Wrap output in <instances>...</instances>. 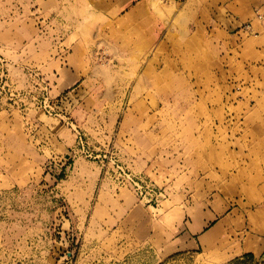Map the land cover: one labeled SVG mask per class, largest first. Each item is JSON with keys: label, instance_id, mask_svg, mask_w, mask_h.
Returning <instances> with one entry per match:
<instances>
[{"label": "rangeland", "instance_id": "obj_1", "mask_svg": "<svg viewBox=\"0 0 264 264\" xmlns=\"http://www.w3.org/2000/svg\"><path fill=\"white\" fill-rule=\"evenodd\" d=\"M142 1L0 0V264H264L146 238L219 202L264 233V33Z\"/></svg>", "mask_w": 264, "mask_h": 264}, {"label": "crops", "instance_id": "obj_2", "mask_svg": "<svg viewBox=\"0 0 264 264\" xmlns=\"http://www.w3.org/2000/svg\"><path fill=\"white\" fill-rule=\"evenodd\" d=\"M118 4L120 11H127L136 16L137 13L146 9V3L142 0H113ZM131 7V8H130ZM130 8L129 10H127ZM260 9L263 15L258 19L255 10ZM169 13L171 15L169 16ZM179 15H187L189 21L182 23H204V27H215L224 34L225 28L230 30L242 26L244 23H251V31L260 29L264 33V0H172L165 8V19L158 21L152 19L151 23H178ZM158 21V22H157ZM249 44L254 43L249 39ZM252 54L261 52L263 56L264 39H261L259 50L257 43L252 47ZM77 138V137H76ZM218 208H208L198 211L188 222L181 220L174 226L165 227L160 232L146 234V238L154 240L159 235L165 244V250L173 253L196 254L201 249L218 247L222 244L223 235L230 238L229 244L222 247V254L227 258H234L249 253L264 252V233H247L243 236L237 232L229 222V217H221L224 206L219 202ZM137 213L140 214L138 209ZM211 224V225H210ZM158 236V237H159ZM199 253V252H198Z\"/></svg>", "mask_w": 264, "mask_h": 264}, {"label": "built area", "instance_id": "obj_3", "mask_svg": "<svg viewBox=\"0 0 264 264\" xmlns=\"http://www.w3.org/2000/svg\"><path fill=\"white\" fill-rule=\"evenodd\" d=\"M256 14L258 19L263 18V15L260 13L259 10L256 11ZM115 171L120 183L126 184L134 191H139L142 189L143 187L142 181L137 175L133 174L131 171H129L128 169H126L121 165H116Z\"/></svg>", "mask_w": 264, "mask_h": 264}]
</instances>
